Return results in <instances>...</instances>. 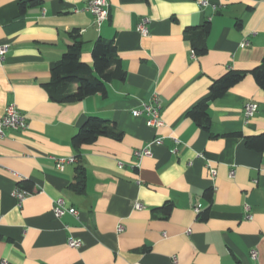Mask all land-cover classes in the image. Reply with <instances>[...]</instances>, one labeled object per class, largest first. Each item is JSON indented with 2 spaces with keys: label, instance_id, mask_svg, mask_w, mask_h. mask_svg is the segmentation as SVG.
<instances>
[{
  "label": "crops",
  "instance_id": "1",
  "mask_svg": "<svg viewBox=\"0 0 264 264\" xmlns=\"http://www.w3.org/2000/svg\"><path fill=\"white\" fill-rule=\"evenodd\" d=\"M19 1L0 0V44L9 45L0 56V116L15 104L28 121L0 138V264H264V150L245 140L264 133V90L248 74L210 103L209 129L188 115L228 70L261 64L264 0H107L100 25L89 0H42L24 13ZM143 18L147 35L138 29ZM207 22L208 51L194 56L190 38ZM74 31L89 64L95 42L113 40L126 77L106 96L60 103L44 84ZM153 96L159 127L133 114ZM249 101L258 110L247 120ZM91 116L123 138L100 136L76 150L72 138ZM77 154L81 192L72 187ZM55 158L75 160L60 169ZM24 180L34 191L20 203ZM58 199L78 215L56 216ZM71 237L82 245L70 246Z\"/></svg>",
  "mask_w": 264,
  "mask_h": 264
},
{
  "label": "trees",
  "instance_id": "2",
  "mask_svg": "<svg viewBox=\"0 0 264 264\" xmlns=\"http://www.w3.org/2000/svg\"><path fill=\"white\" fill-rule=\"evenodd\" d=\"M42 0H20V11L24 13L29 7L42 5ZM211 24L207 22L196 35L190 40L196 56L204 55L208 51L206 39L210 33ZM73 41L62 55L61 59L51 66L50 81L45 83L48 93L53 101L60 103H72L85 99L88 96L101 93L108 94L109 84L124 80L126 72L123 68L122 60L117 53L113 40L99 38L93 47V63L89 64L81 59L82 40L78 31L72 34ZM251 74L258 86L264 90V57L260 65L252 70H228L223 76L214 80L210 86L208 95L195 104L188 115L198 122L205 129H209L211 116L209 112L210 103L226 95V93L236 84L241 82L246 75ZM100 136H108L117 140L123 138V131L117 129L115 125H109L106 120L91 116L72 138V144L78 151L88 144L94 143ZM246 145L255 150H264V133L246 137ZM78 166L76 180L72 187L81 192L84 189L86 174L81 154H77ZM19 189L33 193L34 187L30 181H21ZM211 196V190L207 191ZM172 210V204H166L162 211L168 215ZM201 220H207L209 210L199 215Z\"/></svg>",
  "mask_w": 264,
  "mask_h": 264
},
{
  "label": "built area",
  "instance_id": "3",
  "mask_svg": "<svg viewBox=\"0 0 264 264\" xmlns=\"http://www.w3.org/2000/svg\"><path fill=\"white\" fill-rule=\"evenodd\" d=\"M201 5H206L208 3L207 0L200 1ZM95 17L96 23L100 25L104 20L108 19L110 16L109 11V3L107 0H89L87 7H86ZM148 20L146 18H143L141 22L139 23L138 29L143 35L148 34V26H147ZM243 46L250 45L249 40H244L242 43ZM8 44H0V56H4L5 53L8 50ZM195 56V54L193 53ZM258 110V104L253 101H249L244 106V113L246 116V119H250L255 115V113ZM134 115H146V122L149 126L153 127H159L164 124V120L161 117V106L156 98V96H153L148 102L143 103V109L139 110L136 109L133 111ZM28 127V121L23 114L15 104H9L5 112L2 116H0V138H3L6 135L7 130L9 129H25ZM149 150H143L142 152H137L138 155L142 154H149ZM75 158H55V162L58 168L63 169L66 162L74 161ZM213 174H215V169H212ZM15 194L21 203L27 195H29V192H26L21 189H16ZM143 205L141 203L136 204V208H141ZM199 211V210H198ZM53 212L56 216L60 217L66 212H70L71 214L78 215V211L74 207L66 208L64 206L63 199H58L54 205ZM68 243L70 246L73 247H80L81 240L71 237L68 240ZM252 256L254 258H257L258 252L253 251ZM2 264H8L7 261L3 262Z\"/></svg>",
  "mask_w": 264,
  "mask_h": 264
}]
</instances>
